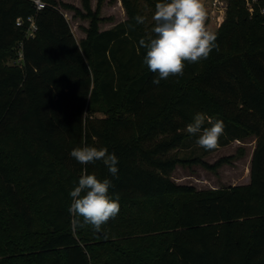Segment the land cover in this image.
I'll use <instances>...</instances> for the list:
<instances>
[{"label": "trees", "instance_id": "16d2710c", "mask_svg": "<svg viewBox=\"0 0 264 264\" xmlns=\"http://www.w3.org/2000/svg\"><path fill=\"white\" fill-rule=\"evenodd\" d=\"M41 1L0 0V264H264V16L227 0L219 49L157 86L139 41L154 35L158 0H122L127 19L106 31L105 0H81L80 42L61 8L80 12ZM197 113L203 127L223 121L218 146L256 138L249 184L198 191L172 179L179 165L230 163L180 155L198 145L185 131ZM84 146L115 153L118 177L71 157ZM83 174L111 179L119 199L100 233L68 211Z\"/></svg>", "mask_w": 264, "mask_h": 264}, {"label": "clouds", "instance_id": "9594fccd", "mask_svg": "<svg viewBox=\"0 0 264 264\" xmlns=\"http://www.w3.org/2000/svg\"><path fill=\"white\" fill-rule=\"evenodd\" d=\"M206 8L203 0H158L152 17L155 24L152 35L141 39L139 46L146 50L143 63L154 73L152 83L160 85L170 76L183 75L185 62L197 63L208 59L213 50H218L217 34L205 27ZM143 24L144 17H135ZM204 113H197L185 131L198 138L196 143L205 150L215 149L224 133V123L217 120L210 127ZM78 163L87 165L102 161L112 177H118L119 158L108 149L93 146L74 148L71 153ZM113 187L109 178L99 179L95 174H83L78 185L70 192L72 203L68 209L76 219L77 227L91 225L96 233L102 225L120 213L119 199L109 194Z\"/></svg>", "mask_w": 264, "mask_h": 264}, {"label": "rangeland", "instance_id": "374dc122", "mask_svg": "<svg viewBox=\"0 0 264 264\" xmlns=\"http://www.w3.org/2000/svg\"><path fill=\"white\" fill-rule=\"evenodd\" d=\"M61 3L73 6L80 14L75 10H69L61 8L66 19L69 21L75 38L78 42L85 39V30L89 28L90 21L84 18L85 11L82 7L81 0H59ZM95 2L97 0H94ZM117 0H105L103 7L113 5ZM206 8V17L204 23L207 25V29L217 32L219 26L215 23L211 16L210 5L203 0ZM92 10L96 8V4H93L91 0ZM108 12H103L101 9V16L107 15ZM114 16L111 19H107L103 22L100 29H104L108 26L117 25L123 20H126L125 16L121 13V10L116 9ZM122 14V15H121ZM108 21L112 23L108 24ZM256 147V138L249 137L243 141H234L227 146H218L215 149L205 150L199 145L191 148L184 149L180 152L182 157H196L206 152L204 157L205 162L209 165H216L222 159H229L230 163L223 164L215 171H208L201 165L191 166H177L172 174V179L180 185L193 186L198 191L217 190L229 188L237 185H247L250 183V162L253 156V151ZM192 151L194 154L191 155Z\"/></svg>", "mask_w": 264, "mask_h": 264}, {"label": "built area", "instance_id": "2783aa9c", "mask_svg": "<svg viewBox=\"0 0 264 264\" xmlns=\"http://www.w3.org/2000/svg\"><path fill=\"white\" fill-rule=\"evenodd\" d=\"M210 5L211 16L215 23L220 27L227 15L228 9V1L227 0H205ZM246 5V9L253 18L257 11L260 13L261 16H264V0H243ZM35 5L37 6L38 10H42L45 8L44 3L41 0H34ZM31 23V31L30 35L33 36L34 32L37 30L34 20L32 18L29 19ZM22 21L18 20L17 26H21Z\"/></svg>", "mask_w": 264, "mask_h": 264}, {"label": "crops", "instance_id": "0c3cea01", "mask_svg": "<svg viewBox=\"0 0 264 264\" xmlns=\"http://www.w3.org/2000/svg\"><path fill=\"white\" fill-rule=\"evenodd\" d=\"M59 1V0H58ZM92 2H93V4H96V7H97V4H98V0L95 2L94 0H92ZM116 9H119V10H121V13L125 16V10H124V8H123V5H122V0H117V2H115L113 5H109V3H108V5L106 6V7H103L102 8V11L105 13V12H108L107 13V15H104V16H101V18H103V19H111V18H113L112 16H114V12L116 11ZM94 10H96V8L94 9ZM121 14V15H122ZM126 19H127V17H126ZM125 21V19L123 20V22ZM109 23H112V21L110 22V21H108V24ZM102 25L103 24H101L100 25V28L102 27ZM111 26H108V27H106V28H104V29H101V31H106V30H110V29H112L113 27H115L116 25L114 24V25H112V24H110ZM118 25V24H117ZM254 152V151H253ZM251 159H252V157H251ZM250 164H251V162H250Z\"/></svg>", "mask_w": 264, "mask_h": 264}, {"label": "water", "instance_id": "95a60500", "mask_svg": "<svg viewBox=\"0 0 264 264\" xmlns=\"http://www.w3.org/2000/svg\"><path fill=\"white\" fill-rule=\"evenodd\" d=\"M205 27L207 28V25L205 24Z\"/></svg>", "mask_w": 264, "mask_h": 264}]
</instances>
